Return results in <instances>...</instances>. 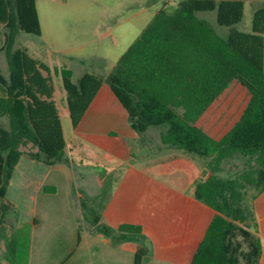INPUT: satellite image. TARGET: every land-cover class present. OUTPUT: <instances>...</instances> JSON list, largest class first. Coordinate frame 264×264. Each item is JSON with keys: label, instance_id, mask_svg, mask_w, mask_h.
Masks as SVG:
<instances>
[{"label": "trees", "instance_id": "1", "mask_svg": "<svg viewBox=\"0 0 264 264\" xmlns=\"http://www.w3.org/2000/svg\"><path fill=\"white\" fill-rule=\"evenodd\" d=\"M246 2L181 0L172 11L162 8L154 15L107 75L85 71L74 79L70 68L60 69L74 127L108 84L140 136L159 127L163 147L205 161L210 181L196 197L216 214L191 264H258L262 254L254 202L264 191V3L253 11L251 29L243 30L237 25ZM214 10L218 24L230 27L226 36L198 16ZM2 28L8 71H0V240L8 264H17L19 247L30 245L32 223H20L19 207L6 196L22 155L75 170L85 165L68 155L49 68L14 46L20 32L41 35L37 0H0ZM233 83L248 91L249 100L235 124L216 139L197 122ZM236 158L242 164L225 167ZM79 191L89 224L114 244L137 243L133 264H144L152 243L141 226L107 224L96 196Z\"/></svg>", "mask_w": 264, "mask_h": 264}, {"label": "crops", "instance_id": "2", "mask_svg": "<svg viewBox=\"0 0 264 264\" xmlns=\"http://www.w3.org/2000/svg\"><path fill=\"white\" fill-rule=\"evenodd\" d=\"M247 3L254 11L264 0ZM95 62L104 60L101 57ZM80 63L77 78L85 71L107 75L99 65L88 70L85 60ZM218 99L197 122L216 139L226 134L246 106L233 114L231 103ZM60 117L68 155L82 162V168L93 176L102 221L113 227L141 226L152 243V254L144 264H191L216 214L196 197L197 189L210 181L205 161L163 147L159 127H150L140 136L108 84L98 90L76 127L71 121L67 130ZM64 166L47 165L24 153L15 168L6 198L19 207L21 224L32 221L28 264H133L137 243L114 244L90 224L82 227L81 193L78 189V205L72 204L74 195L64 178ZM72 207L75 217L69 219ZM254 209L262 242L258 264H264V191L256 198ZM55 225L58 231H53ZM52 254L54 260L48 257Z\"/></svg>", "mask_w": 264, "mask_h": 264}, {"label": "rangeland", "instance_id": "3", "mask_svg": "<svg viewBox=\"0 0 264 264\" xmlns=\"http://www.w3.org/2000/svg\"><path fill=\"white\" fill-rule=\"evenodd\" d=\"M181 0H37L41 23V35L20 32L15 41V47L26 48L27 54L43 62L50 70L56 88L55 101L67 130L71 128V120L67 103L66 91L60 76L62 66L73 71L76 79L82 70L81 61L85 60V69L99 65L103 74H108L121 55L140 35L143 29L162 8L172 11ZM253 10L249 3L245 7V15L237 26L243 30L251 29ZM198 16L211 22L217 31L226 36L230 27L221 26L217 22L216 11L198 12ZM3 28L0 29V71L7 74L6 55L1 47L4 44ZM103 58V63L95 62ZM90 61V62H89ZM55 68L57 72H55ZM249 99L247 90L238 83H233L218 99L220 102H230L232 113H237L246 105ZM242 164L243 160L236 158L230 163ZM63 166V165H60ZM66 181L70 182L73 191L72 204L78 205V189L82 188L94 194L95 182L90 171L79 167L75 170L71 165L64 166ZM68 179V180H67ZM53 192V190H50ZM69 208L68 217H75V210ZM23 210V209H22ZM28 222H32L31 220ZM80 224L89 222L80 218ZM71 223L68 221L67 226ZM58 225L53 231H58ZM6 246L0 240V264L9 263L5 257ZM29 247L21 245L18 249L17 264H28ZM8 256V255H7ZM54 260L55 255H48ZM11 258V257H10Z\"/></svg>", "mask_w": 264, "mask_h": 264}]
</instances>
